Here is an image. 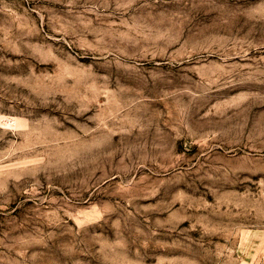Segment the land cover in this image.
<instances>
[{
    "label": "rangeland",
    "instance_id": "1",
    "mask_svg": "<svg viewBox=\"0 0 264 264\" xmlns=\"http://www.w3.org/2000/svg\"><path fill=\"white\" fill-rule=\"evenodd\" d=\"M0 264H264V0H0Z\"/></svg>",
    "mask_w": 264,
    "mask_h": 264
},
{
    "label": "bare ground",
    "instance_id": "2",
    "mask_svg": "<svg viewBox=\"0 0 264 264\" xmlns=\"http://www.w3.org/2000/svg\"><path fill=\"white\" fill-rule=\"evenodd\" d=\"M107 66L105 67V71L108 73H116V74H123L124 77L126 78H134L133 76H129V69L121 67L117 61H111V62H106ZM209 73V72H208ZM202 74V73H200ZM205 75V74H202ZM207 75V74H206ZM12 121H7L6 124L12 125Z\"/></svg>",
    "mask_w": 264,
    "mask_h": 264
}]
</instances>
